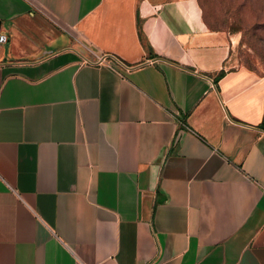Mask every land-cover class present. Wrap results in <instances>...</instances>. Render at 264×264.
<instances>
[{"label": "crops", "instance_id": "0c3cea01", "mask_svg": "<svg viewBox=\"0 0 264 264\" xmlns=\"http://www.w3.org/2000/svg\"><path fill=\"white\" fill-rule=\"evenodd\" d=\"M0 36V264H264L238 35L196 0H0Z\"/></svg>", "mask_w": 264, "mask_h": 264}, {"label": "rangeland", "instance_id": "374dc122", "mask_svg": "<svg viewBox=\"0 0 264 264\" xmlns=\"http://www.w3.org/2000/svg\"><path fill=\"white\" fill-rule=\"evenodd\" d=\"M207 22L240 37L236 65L264 75V0H200Z\"/></svg>", "mask_w": 264, "mask_h": 264}, {"label": "trees", "instance_id": "16d2710c", "mask_svg": "<svg viewBox=\"0 0 264 264\" xmlns=\"http://www.w3.org/2000/svg\"><path fill=\"white\" fill-rule=\"evenodd\" d=\"M196 1H197V3H198L199 8L201 9V12H202V19H203L204 23L206 24V26H207L209 29H211V30H217V29L212 28V27L209 25V23L207 22V19H206V16H205V12H204V7H203L201 1H200V0H196ZM219 76H220V75H219Z\"/></svg>", "mask_w": 264, "mask_h": 264}, {"label": "built area", "instance_id": "2783aa9c", "mask_svg": "<svg viewBox=\"0 0 264 264\" xmlns=\"http://www.w3.org/2000/svg\"><path fill=\"white\" fill-rule=\"evenodd\" d=\"M6 42V37H4V36H0V46L3 44V43H5ZM107 57H102V59L101 60H104V59H106ZM113 60H114V62L115 63H117V64H121V63H119V61L118 60H116V59H114L113 58ZM88 63V62H87Z\"/></svg>", "mask_w": 264, "mask_h": 264}]
</instances>
